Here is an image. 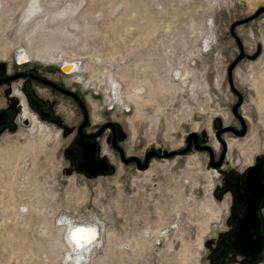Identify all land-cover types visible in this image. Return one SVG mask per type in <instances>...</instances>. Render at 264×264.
Masks as SVG:
<instances>
[{
	"label": "rangeland",
	"instance_id": "1",
	"mask_svg": "<svg viewBox=\"0 0 264 264\" xmlns=\"http://www.w3.org/2000/svg\"><path fill=\"white\" fill-rule=\"evenodd\" d=\"M0 64L77 90L86 129L114 120L125 158L156 151L141 168L109 144V172L67 171L81 108L34 83L59 121L0 131V264H207L223 171L264 156V0H0ZM94 222L75 259L69 225Z\"/></svg>",
	"mask_w": 264,
	"mask_h": 264
},
{
	"label": "flooded vegetation",
	"instance_id": "2",
	"mask_svg": "<svg viewBox=\"0 0 264 264\" xmlns=\"http://www.w3.org/2000/svg\"><path fill=\"white\" fill-rule=\"evenodd\" d=\"M22 60H25L23 56L19 59L15 57V63ZM34 83L70 96L81 108L82 120L76 126L74 138L66 149V156L72 162L66 166L67 171L83 172L89 177L109 172L113 164L110 145L125 161L119 139V124L110 119L93 130L86 129L89 115L82 95L34 68L9 71L5 64H0V85L4 84L3 93L6 97L4 104L0 105V131L18 124H30L32 120L39 119L38 115L59 121L52 116V100L42 97ZM107 127L110 134L105 137ZM132 160L137 163L136 158L132 157L129 161ZM99 171L101 173H96ZM223 174L217 189L219 193H229V212L225 228L211 245L207 264H264V156L256 157L243 169L231 168L223 171Z\"/></svg>",
	"mask_w": 264,
	"mask_h": 264
},
{
	"label": "bare ground",
	"instance_id": "3",
	"mask_svg": "<svg viewBox=\"0 0 264 264\" xmlns=\"http://www.w3.org/2000/svg\"><path fill=\"white\" fill-rule=\"evenodd\" d=\"M18 58L17 59H19L21 56H23V58L26 60V59H30L31 58V56L29 57V55L26 53V52H24L23 50L22 51H20L19 53H18ZM79 70V65L78 64H76V63H72L71 62V64H63L62 65V70L63 71H66V72H72L71 70ZM22 206V208L23 209H21L20 210V207H19V209L18 210H20V211H23V210H26L27 209V206L26 205H21ZM97 222H94L93 223V225L94 224H96ZM83 224H87V225H92V224H89V223H79V224H72V225H69V228L70 229H68V231H69V233H68V239H69V241H70V243H71V246H72V251H73V257L76 259V258H78L79 256H81L82 254H85L86 253V251L90 248V246H92V245H94V244H96L99 240V236H97V233L95 232V237H94V239H92V241L90 242V243H87L85 246H83V247H78L72 240H71V238H70V233H71V227L73 226V228L74 227H76L77 225H83ZM72 228V229H73ZM67 231V232H68ZM100 234H102V232L100 231Z\"/></svg>",
	"mask_w": 264,
	"mask_h": 264
},
{
	"label": "snow or ice",
	"instance_id": "4",
	"mask_svg": "<svg viewBox=\"0 0 264 264\" xmlns=\"http://www.w3.org/2000/svg\"><path fill=\"white\" fill-rule=\"evenodd\" d=\"M95 237V229L87 224L74 227L70 233L71 240L78 246L83 247Z\"/></svg>",
	"mask_w": 264,
	"mask_h": 264
},
{
	"label": "water",
	"instance_id": "5",
	"mask_svg": "<svg viewBox=\"0 0 264 264\" xmlns=\"http://www.w3.org/2000/svg\"><path fill=\"white\" fill-rule=\"evenodd\" d=\"M60 67H61V69H62V66L60 65ZM235 110V109H234ZM239 134H243L244 132H245V125H243V129L242 130H240V131H237ZM188 149V146L187 147H185L184 149H182V151H186ZM153 153H156V151H151V152H149L147 155H146V158H145V160H144V162L143 163H140L139 162V160L135 157V156H133L134 158H136V160H137V165L139 166V167H141V168H146V166L148 165V157L151 155V154H153ZM174 153V151L172 150V151H165L164 152V154L163 155H166V156H168V155H172ZM132 158V157H131ZM131 158H125L124 160L126 161V160H130ZM217 164H219V162H217L216 163V165ZM96 173H101L100 171L99 172H96ZM78 226V225H77ZM89 226H91L92 228H94L95 229V232L97 233V236H99L100 237V228H101V226L99 225V224H92V225H89ZM72 228H73V226L71 227V230H72ZM99 240V239H98Z\"/></svg>",
	"mask_w": 264,
	"mask_h": 264
}]
</instances>
